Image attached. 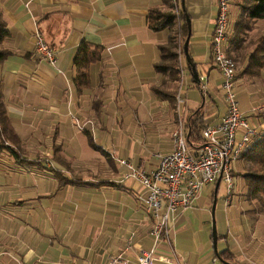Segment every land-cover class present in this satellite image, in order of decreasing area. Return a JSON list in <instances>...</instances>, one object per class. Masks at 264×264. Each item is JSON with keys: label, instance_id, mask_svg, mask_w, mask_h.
<instances>
[{"label": "crops", "instance_id": "crops-1", "mask_svg": "<svg viewBox=\"0 0 264 264\" xmlns=\"http://www.w3.org/2000/svg\"><path fill=\"white\" fill-rule=\"evenodd\" d=\"M178 1V17L182 9L189 18L188 35L182 30L185 18L172 28L149 27V11L169 7L163 0H0V20L9 31L0 49L10 53L0 62V79L22 159L29 160L21 162L9 152L0 155V264H110L121 253L134 262L141 250L152 247V223L140 199L145 188L125 178L127 169L116 159L155 169L157 153L174 149L179 125L190 137L189 120L196 111L203 127L219 123L226 113L212 47L218 0ZM233 3L224 47L239 72L254 41L264 35V18L254 20L248 32L254 40L247 36L243 46L234 48L241 7ZM38 32L55 50L57 64L36 54ZM172 33L178 38L183 78L178 66L175 74L155 68L160 45ZM187 39L202 82L188 70ZM83 42L99 45L103 52L89 67V86L80 91L75 57ZM235 88L241 111L264 132V68L259 76L238 77ZM241 182L235 219L218 235V251L229 250L233 263L264 264V212L251 217L243 202L248 187L243 178ZM210 186L216 184L204 187L172 231L186 264H213L216 255L210 252L207 227L198 236L190 230L199 217L196 210L212 209ZM132 233L136 237L128 248Z\"/></svg>", "mask_w": 264, "mask_h": 264}, {"label": "built area", "instance_id": "built-area-1", "mask_svg": "<svg viewBox=\"0 0 264 264\" xmlns=\"http://www.w3.org/2000/svg\"><path fill=\"white\" fill-rule=\"evenodd\" d=\"M232 1L218 0V15L212 36L214 61L222 75L226 113L219 123L204 125L202 129L204 142L198 147L190 145L185 126L179 125L173 132L174 149L165 154L157 153L159 161L155 169L146 170L127 159H116L127 169L125 178H133L145 188V193L140 199L147 218L152 223L150 235L153 238V245L150 249L141 250L134 262L124 259L121 253L112 258L110 264L121 262L122 264H186L178 255L172 238V231L179 214L194 207L204 187L215 185L219 177L228 184V198L232 196L233 164L240 159L254 137L261 135L241 111L235 88L237 63L227 54L224 47ZM174 4L178 14L180 3L174 0ZM36 54L52 65L57 64L55 50L40 32L36 36ZM178 69L183 78L185 68L178 65ZM203 80L200 76V82ZM177 99L179 105L184 103L181 89ZM135 237L136 234L132 233L128 248L131 247ZM163 243L167 245L165 249L161 247ZM219 262L222 263L215 255L213 264Z\"/></svg>", "mask_w": 264, "mask_h": 264}, {"label": "trees", "instance_id": "trees-1", "mask_svg": "<svg viewBox=\"0 0 264 264\" xmlns=\"http://www.w3.org/2000/svg\"><path fill=\"white\" fill-rule=\"evenodd\" d=\"M165 4L174 10V0H163ZM241 3V15L235 24V32L232 40L234 48L242 45L247 40V34L253 27V21L256 19L264 18V0H244ZM185 18L182 30L184 35L189 33V21L184 10L181 9V14L175 12H161L160 8H152L148 14V24L154 31H160L165 28H172L178 19ZM9 33L4 28V22L0 20V44L3 38ZM168 44L160 45L161 58L155 64V68L161 73L175 74V67L178 66V38L177 34L172 33L168 39ZM254 48L248 55V63L245 68L237 72L236 77L259 76L264 68V35L260 36L254 41ZM103 48L99 45H93L83 42L76 54L75 65L77 68V75L75 83L80 91L89 86V67L92 63L99 61L102 58ZM10 53L6 50L0 49V62L8 57ZM158 93L164 95L161 90H156ZM190 137L189 143L192 147H198L203 144L204 139L202 135L203 119L200 110L191 117ZM202 127V129H201ZM89 140L92 146L96 147L93 137L89 134ZM20 139L14 127L12 126L6 103L4 100L2 83L0 79V155L3 152H9L13 156L19 158L21 162H29L27 159H22ZM246 161V173L244 178L248 185L246 199L250 202L257 201L261 206V211L264 210V132L254 137L253 141L246 147L240 159ZM230 251H219L216 255L219 259L230 262ZM222 262V261H221Z\"/></svg>", "mask_w": 264, "mask_h": 264}, {"label": "rangeland", "instance_id": "rangeland-1", "mask_svg": "<svg viewBox=\"0 0 264 264\" xmlns=\"http://www.w3.org/2000/svg\"><path fill=\"white\" fill-rule=\"evenodd\" d=\"M236 2L239 4V6L241 3H243V2L245 3L244 0H236ZM237 3H233L232 5L237 6ZM175 8L176 7L174 6V10H172L171 8L166 6L165 8H160V10H161V12H164V13H167V12L177 13ZM247 36H248V40L252 39L249 36V34H247ZM253 40L254 39H252L251 41H253ZM168 43L169 42L167 41L165 44L167 45ZM236 81H237V77H236ZM260 108L261 107L257 108V111H259ZM247 120L249 122L252 121L250 116H247ZM250 124H252V123L250 122ZM260 133L262 134L263 132L260 131ZM245 173H246V161H245V159L242 158V159H240L239 163L235 166V168L233 170L234 187L232 188V192H233L232 196L230 195L229 198H228L229 187H228V184L225 182V180L221 181L217 193H216V187L215 186H210V187L206 188V189H208L207 198L209 200L211 199V207H213V205H214L213 202L216 201L214 216L212 213V209L210 210V212H208L206 209H201V208L196 210L197 213H199V217L197 218L198 219L197 222L194 223L195 227L191 228L190 230H191V232L196 231L197 236H198V233H199L201 228H203V227L208 228V230H209V241L211 242V245H210V252L211 253H214L213 219H215V222H216V228H217V234L218 235H220L223 231H225L227 229L229 220L235 219V215H233V212L237 209L236 206L238 204V200L236 197H238L237 193L239 191L241 178H243L244 183H246V180L244 178ZM246 185H247V183H246ZM247 187H248V185H247ZM246 193L243 195V202L246 205L245 207H247V209H249V210H247L248 213L251 215V217L254 218L258 214H260V212L261 213L264 212V210L261 211V206L259 205V203L257 201H252V202L248 201L246 199ZM240 197H242V195ZM229 199H230V203H229ZM231 204L233 205L234 208H231V210H230L229 206ZM209 223H210V227H209ZM174 246L176 248L178 255L182 258L183 254H185V252L181 249V247L180 248L177 247V245L175 243H174ZM217 247L219 248L220 245H217ZM219 264H223V263L219 262Z\"/></svg>", "mask_w": 264, "mask_h": 264}, {"label": "water", "instance_id": "water-1", "mask_svg": "<svg viewBox=\"0 0 264 264\" xmlns=\"http://www.w3.org/2000/svg\"><path fill=\"white\" fill-rule=\"evenodd\" d=\"M187 19L189 21L188 17H187ZM188 44H189V39H187V41H186V43L184 45V53H185L186 60H187V65H188L187 67H188V70H190L191 73L194 75L195 80H199L200 81V76H199V73L197 71L196 64H195V62L193 61L192 57L190 56V54L188 52ZM221 181H222V177H219V179L216 182V186H215L216 187V193L218 191V188L220 186ZM215 205H216V201H214V205L212 207L213 216H214V213H215ZM217 244H218V234H217L216 222H215V219H213V245H214V251H215L216 255L219 254ZM221 261H222L223 264H237V263L229 262V261H226V260H223V259H221Z\"/></svg>", "mask_w": 264, "mask_h": 264}]
</instances>
